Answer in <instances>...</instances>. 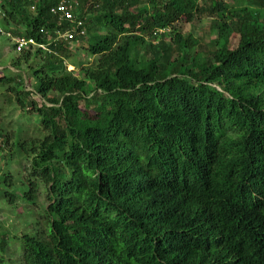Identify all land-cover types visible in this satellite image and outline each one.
Instances as JSON below:
<instances>
[{
	"label": "trees",
	"instance_id": "trees-1",
	"mask_svg": "<svg viewBox=\"0 0 264 264\" xmlns=\"http://www.w3.org/2000/svg\"><path fill=\"white\" fill-rule=\"evenodd\" d=\"M225 1L70 0L85 36L12 63L27 66L41 103L0 73V94L39 132L0 130L26 185L15 196L0 175V200L44 204L13 235L17 264H264V0ZM56 3L0 0V32L44 43L39 29L68 26ZM202 16L208 45L178 31ZM81 41L94 60L73 75L63 60Z\"/></svg>",
	"mask_w": 264,
	"mask_h": 264
},
{
	"label": "rangeland",
	"instance_id": "rangeland-1",
	"mask_svg": "<svg viewBox=\"0 0 264 264\" xmlns=\"http://www.w3.org/2000/svg\"><path fill=\"white\" fill-rule=\"evenodd\" d=\"M225 2H228L227 0ZM230 3V2H228ZM80 4L78 3V7ZM85 21L86 19H90L94 25H91L92 32H98V27L96 23L97 12L95 9H87L84 13ZM195 22L193 24L180 23L178 25V31L185 35L187 33L192 34L195 38L197 37L203 44L208 45V41L214 38V35L209 33L208 25L209 18L199 17L194 19ZM88 25V26H90ZM101 33V31L99 30ZM88 36V34H87ZM149 40V39H146ZM159 37L155 36L153 39H150L148 43L150 45H156L159 42ZM165 42H168V39H165ZM236 44V40L230 41V47L233 48ZM11 40L7 38L2 32H0V73H5L7 75H19L22 80L21 88L24 91H30L32 93L31 98L36 103H41L38 97L32 92V86L34 81L30 76V72L28 71L27 66L25 64L19 65V67L13 68L12 63L13 60L18 57V54L13 53L11 49ZM85 43L83 41L79 43H71L69 44V54L68 57L63 60V63L66 66L67 71H71L73 75L77 74V70L80 66L85 67L89 66L94 57L88 56L84 51ZM34 61L38 60V56L32 57ZM31 61V60H30ZM33 65V63H32ZM3 94L8 95V102L4 99ZM0 94V130L2 131V135L9 134L11 137L13 133L17 132V135L20 140H30L39 137V132L37 129L36 117L31 115L30 113H24L19 110L17 105L14 103V96L11 94L3 93ZM81 105V103H80ZM2 145L0 140V146ZM6 151V149H4ZM4 152H0V175L4 173H8L12 177L13 184L11 188H6L9 192H12L15 196L18 194V191L22 188H25V180H24V167L23 162L20 161L19 164L13 161H6L3 158ZM23 165V166H22ZM8 170V171H7ZM2 177V176H1ZM42 195H36V199H34L33 206L25 205L24 203L14 202L13 204H9L7 200H0V234L5 232L7 234L8 248L7 253L9 257L4 258L7 264H17V250H15V244H17L16 249H19L20 245L18 241L13 242V235H17L18 233L29 232V224H33L35 221V214L38 212L39 208L44 207Z\"/></svg>",
	"mask_w": 264,
	"mask_h": 264
},
{
	"label": "built area",
	"instance_id": "built-area-1",
	"mask_svg": "<svg viewBox=\"0 0 264 264\" xmlns=\"http://www.w3.org/2000/svg\"><path fill=\"white\" fill-rule=\"evenodd\" d=\"M30 9H32V7ZM49 11L51 15L55 17L57 25L64 21L68 24L67 28H54L49 32L42 28L39 29L44 43L35 42L32 38L11 37L9 34H6L7 38L11 40L12 46H14V53L18 54L25 50L35 49L47 51L48 45L51 43L54 44L61 41L69 42L78 37L81 38L85 36L83 28L84 19L80 16H76L75 9L71 5L70 0H57L55 6L51 7Z\"/></svg>",
	"mask_w": 264,
	"mask_h": 264
},
{
	"label": "clouds",
	"instance_id": "clouds-1",
	"mask_svg": "<svg viewBox=\"0 0 264 264\" xmlns=\"http://www.w3.org/2000/svg\"><path fill=\"white\" fill-rule=\"evenodd\" d=\"M74 7V6H73ZM74 9H75V7H74ZM75 14H76V9H75ZM76 16H77V14H76Z\"/></svg>",
	"mask_w": 264,
	"mask_h": 264
}]
</instances>
